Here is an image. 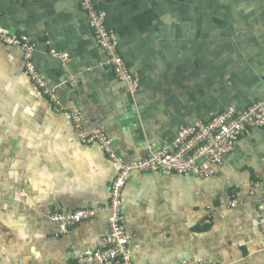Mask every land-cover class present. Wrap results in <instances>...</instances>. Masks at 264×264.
Returning a JSON list of instances; mask_svg holds the SVG:
<instances>
[{"label": "crops", "instance_id": "crops-1", "mask_svg": "<svg viewBox=\"0 0 264 264\" xmlns=\"http://www.w3.org/2000/svg\"><path fill=\"white\" fill-rule=\"evenodd\" d=\"M137 95L104 66L78 0H0L2 24L36 47L34 63L64 111L31 81L21 49L0 41V264H69L97 249L109 213L60 235L51 217L109 205L119 166L171 145L180 127L264 100V0H97ZM67 53L62 61L52 52ZM78 85L73 86L72 81ZM238 199L236 208L228 203ZM264 127L251 130L208 179L135 173L124 191L135 264H264Z\"/></svg>", "mask_w": 264, "mask_h": 264}, {"label": "built area", "instance_id": "built-area-1", "mask_svg": "<svg viewBox=\"0 0 264 264\" xmlns=\"http://www.w3.org/2000/svg\"><path fill=\"white\" fill-rule=\"evenodd\" d=\"M81 10L86 14L89 27L93 31L97 45L104 52V66L109 67L115 76L125 83L133 95H137L141 85V77L134 73L119 49V36L107 24L106 13L99 8L97 0H78ZM0 41L11 47L21 49L24 56L25 70L31 81L49 97L52 108L62 113L64 106L56 89L50 87L46 78L38 71L34 63L36 47L26 35L12 33L2 24L0 13ZM62 61L68 58L67 53L52 52ZM77 86V81H72ZM71 119L78 129L82 143L98 144L107 157L119 166L118 176L110 188L109 205L99 208H89L74 212H56L51 220L58 225L59 234L67 235L78 226L92 221L100 214L109 213L108 233L100 240L97 249L77 258L69 264H135L134 248L127 232V219L124 213V191L135 173H173L180 176H191L208 179L214 174V168L220 165L224 158L236 150L240 141L255 128L264 127V100L246 109L228 108L215 115L207 122L180 127L176 140L171 145L159 149L149 147V153L144 159L125 161L119 156L113 145V140L101 129H85L82 123V113L73 108ZM3 193L0 190V201ZM239 203L234 199L228 203L230 208H236ZM261 211L260 227L264 232V203ZM179 264H219L202 263L194 260H184Z\"/></svg>", "mask_w": 264, "mask_h": 264}]
</instances>
